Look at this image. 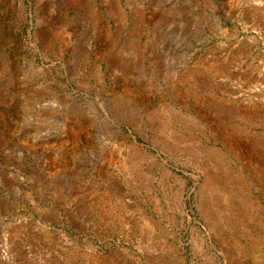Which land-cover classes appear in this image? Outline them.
I'll use <instances>...</instances> for the list:
<instances>
[{
  "label": "rangeland",
  "instance_id": "1",
  "mask_svg": "<svg viewBox=\"0 0 264 264\" xmlns=\"http://www.w3.org/2000/svg\"><path fill=\"white\" fill-rule=\"evenodd\" d=\"M0 264H264V0H0Z\"/></svg>",
  "mask_w": 264,
  "mask_h": 264
}]
</instances>
